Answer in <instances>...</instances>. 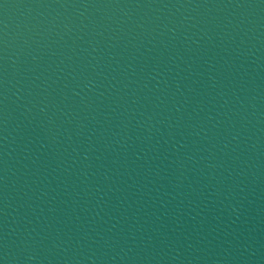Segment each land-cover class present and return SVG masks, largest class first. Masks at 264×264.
<instances>
[{"label":"water","instance_id":"95a60500","mask_svg":"<svg viewBox=\"0 0 264 264\" xmlns=\"http://www.w3.org/2000/svg\"><path fill=\"white\" fill-rule=\"evenodd\" d=\"M0 264H264V0H0Z\"/></svg>","mask_w":264,"mask_h":264}]
</instances>
